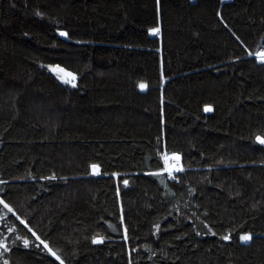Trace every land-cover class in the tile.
I'll return each instance as SVG.
<instances>
[{
    "label": "trees",
    "instance_id": "16d2710c",
    "mask_svg": "<svg viewBox=\"0 0 264 264\" xmlns=\"http://www.w3.org/2000/svg\"><path fill=\"white\" fill-rule=\"evenodd\" d=\"M258 52L264 0H0V264H264Z\"/></svg>",
    "mask_w": 264,
    "mask_h": 264
},
{
    "label": "snow or ice",
    "instance_id": "6c2138e0",
    "mask_svg": "<svg viewBox=\"0 0 264 264\" xmlns=\"http://www.w3.org/2000/svg\"><path fill=\"white\" fill-rule=\"evenodd\" d=\"M153 31L158 32V29H157V30H153ZM62 35H63V33H62ZM258 58H259L261 61H264V53H260V54H258ZM60 71H62V70H60ZM69 75H70V74H69ZM72 80L74 81V80H75V77H72ZM66 82H71V81H66ZM140 87L143 89V88H145L146 86L143 85V84H141ZM209 110H210V108H206V109H205V111H209ZM257 140H258L260 143L264 144V138L257 137ZM166 159H168V158L166 157ZM175 159H176V160H179V156H176ZM92 168H93V173H94V174H97V173L99 172L98 166L93 165ZM176 171H182V169H181V168H177ZM169 174H171V170H169ZM125 183H127V182L125 181ZM0 203H2V201H0ZM5 207H7V205H5ZM9 211H11V209H9ZM228 238H229L228 236H225V237H224V239H228ZM249 239H250V237H249L248 235H244V236L241 237V240H243V241H247V240H249ZM93 242H94V243L102 242V238H94ZM24 243H25V245L27 246V244H28L29 242H28L27 240H25ZM0 248H5V250H7L6 246H5L3 243H0Z\"/></svg>",
    "mask_w": 264,
    "mask_h": 264
},
{
    "label": "built area",
    "instance_id": "2783aa9c",
    "mask_svg": "<svg viewBox=\"0 0 264 264\" xmlns=\"http://www.w3.org/2000/svg\"><path fill=\"white\" fill-rule=\"evenodd\" d=\"M179 156L176 153H165L163 156L164 159V166H163V172L165 173L167 179H173L174 178V174L177 168H180V156H179V160H176L175 157ZM166 157L168 159H166ZM169 170H171V174H169Z\"/></svg>",
    "mask_w": 264,
    "mask_h": 264
},
{
    "label": "rangeland",
    "instance_id": "374dc122",
    "mask_svg": "<svg viewBox=\"0 0 264 264\" xmlns=\"http://www.w3.org/2000/svg\"><path fill=\"white\" fill-rule=\"evenodd\" d=\"M154 30H156V29H154ZM151 33H152V34H155L156 32L152 30ZM260 53H262V52H258V53H256L257 58H258V54H260ZM258 60L261 61L259 58H258ZM48 69H49L50 71H52V72H53V73H54L59 79H61L62 81H68L67 78H65V76L63 75V73H61V71H60L59 69L54 68V67H51V66H49ZM92 172H93V168H92ZM244 235H248L249 237L251 236L250 234H242V235H240V239H241V237L244 236ZM242 241H243V240H242Z\"/></svg>",
    "mask_w": 264,
    "mask_h": 264
}]
</instances>
